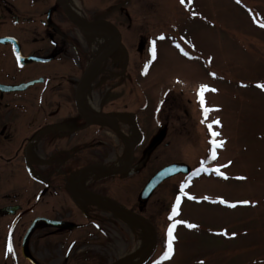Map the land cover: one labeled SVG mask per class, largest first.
I'll list each match as a JSON object with an SVG mask.
<instances>
[{"label":"rangeland","instance_id":"rangeland-1","mask_svg":"<svg viewBox=\"0 0 264 264\" xmlns=\"http://www.w3.org/2000/svg\"><path fill=\"white\" fill-rule=\"evenodd\" d=\"M126 10L124 94L105 106L134 114L152 138L166 129L170 146L155 151L152 163L125 183L121 198L130 202L135 180L163 165L185 163L197 175L193 181L185 174L169 179L154 192L155 205L148 207L151 198L143 210L156 227L155 250L144 264H264V91L256 87L264 85V0H132ZM106 63L111 68L119 62ZM202 88L211 90L204 92L203 105ZM128 121L123 129L129 134ZM108 137L116 140L111 132ZM211 140L222 143L216 159ZM123 153L118 151V160ZM205 161L207 174L199 171ZM181 187L185 194L174 198ZM6 220L0 219V257ZM116 227L110 225L101 264H115L137 247L133 222ZM170 228L173 254L165 260Z\"/></svg>","mask_w":264,"mask_h":264},{"label":"flooded vegetation","instance_id":"flooded-vegetation-1","mask_svg":"<svg viewBox=\"0 0 264 264\" xmlns=\"http://www.w3.org/2000/svg\"><path fill=\"white\" fill-rule=\"evenodd\" d=\"M131 2L0 0V219H7L0 264H101L110 225L118 229L126 220L109 207H122V215L127 209L141 216L157 188L169 180L141 200L140 192L159 168L155 169L135 180L137 192L129 196L130 202L121 198L125 183L152 163L155 151L170 146L164 129L160 144L143 167L131 173L156 139L151 137L150 127H140L131 112L128 114L133 115L141 134L134 144L133 165L121 175L101 169L116 167L118 151L125 150L118 134L102 122L117 119L120 125L113 124L118 133L129 136L123 129L127 122L122 118L124 111L105 105L123 98L122 77L127 69L122 59V24ZM69 5L79 11L80 18L71 14ZM74 22L85 23L88 29L111 23L120 34L121 44L89 80H81L83 72L93 63L97 40L104 39L107 29L100 25V29L84 32L87 28ZM110 59L119 63L110 68L106 63ZM20 85L26 86L8 90ZM108 132L115 141H109ZM92 165H99L96 169L104 175L84 180L91 170L85 169ZM74 188L78 199L72 194ZM156 201L152 198L148 207ZM147 220L155 226L152 217Z\"/></svg>","mask_w":264,"mask_h":264},{"label":"water","instance_id":"water-1","mask_svg":"<svg viewBox=\"0 0 264 264\" xmlns=\"http://www.w3.org/2000/svg\"><path fill=\"white\" fill-rule=\"evenodd\" d=\"M76 25H80V26H86L87 24H79L77 22H75ZM105 25H107L110 29H113L117 32V30L115 29V27L110 24V23H105ZM120 42V36L119 34L117 33L116 34V40L115 42L109 47L108 51L104 53V55H102V57L98 58V60H102L104 58H107L117 47V45L119 44ZM96 63V61H93V63L84 71L83 73V77L82 79L84 78V76H86L89 72H90V69L93 67V65ZM23 87L22 86H18V87H12L11 89L12 90H18V89H22ZM106 126H108L110 129L114 130L115 131V128L114 126H112L110 123L108 122H104ZM162 135H160L158 138L155 139V141H153L149 148L146 150L145 152V155H144V158L143 160L141 161V163L134 168V171H137L138 169H140L143 165V163L145 162L148 154L160 143L161 139H162ZM126 147H127V150H128V154H129V165H131L133 163V149H132V146L130 145V143H128V141H126L125 139H123ZM97 165H94L93 167H96ZM104 170H106L108 173L110 174H118V173H123L124 171H118L117 169H114L112 167H104V166H101ZM100 167V168H101ZM188 171V168L186 165H183V164H176V163H173V164H170V165H167L165 167H163L162 169H160L159 171H157L151 178L150 180L147 182V184L145 185L144 189L142 190V193H141V198L142 199H146L150 193L154 190V188L160 184L163 180H165L166 178H169L171 176H174L178 173H187ZM111 210L115 211L116 213H118L119 215L121 216H124L125 218H129V219H132V220H135L137 222L140 223V225L142 226H149L150 229L152 230V233H153V245L149 248V250L147 251V253L142 257V259L140 261H138L136 264H143L148 258L149 256L152 254L154 248H155V245H156V234H155V229L154 227L152 226L151 223H149L145 218L143 217H140V216H134L132 213H130L129 211L125 210V213L124 215H122V212H119L117 211L115 208L113 207H109ZM136 217V219L134 217Z\"/></svg>","mask_w":264,"mask_h":264},{"label":"bare ground","instance_id":"bare-ground-1","mask_svg":"<svg viewBox=\"0 0 264 264\" xmlns=\"http://www.w3.org/2000/svg\"><path fill=\"white\" fill-rule=\"evenodd\" d=\"M68 10L71 12V14L77 18L81 17V14L79 13V11L74 7L69 5L68 6ZM91 29H100V27L98 26H93ZM106 34L104 39L102 40H97V47L94 48V52H103L108 46H110L114 40L113 34H111L108 30H105ZM96 71V67L94 68V70L92 71V73L90 74L89 79H91V77L93 76V74ZM122 118H124L125 120L128 121V119L130 120L131 118L129 116H122ZM114 121V119H112V122ZM114 123V122H113ZM129 133L130 135L128 136V139L131 141L132 144H135L139 141L140 139V135L138 134L137 130L135 129V127L133 126L132 122L130 124V128H129ZM126 163V154H123L118 162L116 163V166L118 167H123ZM100 175H104V172H102L101 170H90L88 172H86L84 174V180H86L89 177H97ZM76 188V187H75ZM74 188L73 190V196L75 198L78 199V191ZM112 205H115L113 203H110ZM117 206V205H115ZM118 210H122V207L117 206ZM139 242L136 245V249L129 255L126 257H122L120 258L119 262L115 263V264H129L132 262L137 261L138 259H140V256L142 254H145L146 251L149 249V247L151 246V241H152V235L150 233V230L148 227L144 226H139Z\"/></svg>","mask_w":264,"mask_h":264},{"label":"snow or ice","instance_id":"snow-or-ice-1","mask_svg":"<svg viewBox=\"0 0 264 264\" xmlns=\"http://www.w3.org/2000/svg\"><path fill=\"white\" fill-rule=\"evenodd\" d=\"M236 2L239 3V0H236ZM181 3H183V0H181ZM261 26L264 27V25H261ZM159 39L162 40V39H164V37H159ZM151 55H152L153 57H155V55H156L155 49L152 50ZM189 58H191V57H189ZM256 87H258V88H260L262 91H264V85H257ZM206 91H211V90H210V89H207V88H202L201 91H200L199 94H198V95L201 97V99H200V101H199V102L201 103V105L204 104V100H203L202 97H203V95H204V92H206ZM204 111H205V114H206L208 110H207V109H204ZM214 111H218V109H215ZM206 118H207V115H205V119H206ZM216 126H217V127L220 126V125H219V122H216ZM209 129H210V134H211V136H212V137H216V136H217V133L211 131V126H209ZM209 142L212 144V147H213V151H212V153H211V157H212V159H216V152H215V149H216V148H222V143H221V144H217V143L215 142V140H211V141H209ZM199 171H200V172H204V168L201 167V168L199 169ZM215 171H216V174L219 175L220 170H219V169H216ZM193 175L195 176L196 173H193ZM221 179L227 180L228 177H227V176H222ZM184 187H187V185H185ZM184 187H181V189H180L181 192L184 191ZM187 199L192 200L193 197L188 196ZM219 203H220V204H224V201L221 200V201H219ZM179 205H180V200L177 199V201H176V208H178ZM225 206L228 207V208H235V207H237V205H235V204H225ZM246 206H247V205H246ZM253 206H254V205H253ZM176 208L173 209V215H178V214H179V213L177 212ZM174 227H175V225H173V228H174ZM185 227L192 228V227H194V226H192V225H187V224H186ZM222 235H224V234L222 233ZM229 238L234 239L235 237H229ZM172 243H173V229L170 228L169 231H168L167 253H166V255L164 256V259H165V260L170 259L171 256H172V254H173ZM7 251H8L9 254H11V253L13 252V249H12L11 243L8 244Z\"/></svg>","mask_w":264,"mask_h":264}]
</instances>
